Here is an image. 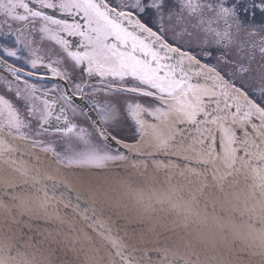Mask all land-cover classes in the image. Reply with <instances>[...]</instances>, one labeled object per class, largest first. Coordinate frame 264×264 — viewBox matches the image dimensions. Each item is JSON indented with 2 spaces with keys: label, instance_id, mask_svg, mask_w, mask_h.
<instances>
[{
  "label": "snow or ice",
  "instance_id": "1",
  "mask_svg": "<svg viewBox=\"0 0 264 264\" xmlns=\"http://www.w3.org/2000/svg\"><path fill=\"white\" fill-rule=\"evenodd\" d=\"M66 37H79V48ZM0 38L11 40L0 43V69L12 77L0 76L6 227L37 214L63 224V207L84 224L66 231L65 248L84 259L56 264H144L119 222L167 212L197 235L186 253L164 249L157 264H232L215 254L217 237L229 235L264 264V0H0ZM45 40L58 47L40 55ZM38 67L64 89L31 82ZM121 97L130 98L123 108ZM124 112L133 143L119 127ZM129 163L164 172L167 186L120 195L97 178ZM51 165L63 179L44 171ZM173 176L195 186L180 195ZM206 241L214 254L201 258L196 243ZM0 264L54 262L5 234Z\"/></svg>",
  "mask_w": 264,
  "mask_h": 264
},
{
  "label": "water",
  "instance_id": "2",
  "mask_svg": "<svg viewBox=\"0 0 264 264\" xmlns=\"http://www.w3.org/2000/svg\"><path fill=\"white\" fill-rule=\"evenodd\" d=\"M37 81H45L35 76L31 77ZM81 107L85 106V102L76 101ZM23 143V142H18ZM43 156L42 153H38ZM19 155V154H15ZM25 159H27L25 157ZM49 159L50 158H46ZM48 174L56 177L57 180L63 179L64 172L57 171L55 165H51L44 169ZM5 175V166L0 163V179ZM95 175V174H91ZM102 181H106L112 188L120 195H125L129 188H147V187H166L167 177L164 172L157 173L150 165L147 172L143 169L137 170L132 168L129 164L120 165L115 168L109 169L107 172L97 177ZM193 182L195 177H189ZM171 183L176 185L179 189L180 195L187 193L189 187H194L195 184L189 185L188 180L179 176H173ZM127 199V197H126ZM105 207H108L106 204ZM204 210L203 204L200 206ZM211 205L207 209L210 211ZM113 211H116L114 208ZM68 212L67 216L64 213ZM61 216H64L65 223L61 224L60 221L53 216H43L37 214L29 220L28 217H17L20 221L18 224L9 223L6 227L5 214L0 211V238L5 234L9 235L12 242L20 241L21 246L28 252L41 250L45 256L51 253V259L56 264L60 260H71L82 262L83 254L75 255L65 248L64 241L66 239V231L72 227L76 230L84 229L82 221L77 219L76 215L70 210L63 207L60 208ZM175 217L167 212H157L151 219H144L138 222L132 219L131 223L121 220L119 223L125 225L128 230L126 239L129 246L137 251L138 258L143 257L144 264H157L160 258V253L164 249H171L178 254H184L188 250L184 245L190 240L195 239L197 235V225L193 224L191 229H184L176 227L174 224ZM59 226L62 231L57 232L56 228ZM135 229V232H133ZM205 233H209L208 228H204ZM143 233V239H139L140 234ZM31 238L29 239L28 235ZM27 241V243H24ZM242 245L239 241H235L230 235L227 242L216 239V252L224 258L230 260L232 264H257L259 257L246 255L240 251ZM196 250L201 253V258L205 255H213L210 242L196 243ZM67 252V255L64 253ZM103 255V253H101Z\"/></svg>",
  "mask_w": 264,
  "mask_h": 264
},
{
  "label": "flooded vegetation",
  "instance_id": "3",
  "mask_svg": "<svg viewBox=\"0 0 264 264\" xmlns=\"http://www.w3.org/2000/svg\"><path fill=\"white\" fill-rule=\"evenodd\" d=\"M46 11L48 12V14L55 15L56 18H58V19H66L69 23L82 22L81 18H79V17L73 18V17H69V16H64V15L60 14L59 12L53 13L51 10H46ZM260 20H261V17L257 16V22L258 23L260 22ZM66 38L71 40L74 49L79 48V45H80L79 37H71V38L66 37ZM0 43L11 44V40L10 39L4 40L3 38H0ZM37 46L41 49V51L39 53L40 55H45L49 51V49H51L53 47H58V46H55L53 44V42L48 41V40H45L42 44H39ZM24 67L26 69H28V65H24ZM36 72H37V75H35V77L41 78L45 81H37V80L32 79L31 77H29L28 79H30L31 82L36 83L39 87H41V88H52L54 85H56L59 87L60 90L64 89L65 82L63 80L56 78V77H53L51 75V73L47 72V70L45 68L38 67L36 69ZM0 76H6L8 79H12V77L7 73V71H4L2 69H0ZM49 95L57 96V95H59V93L58 92H52V93H49ZM126 100L130 101V98H125V97L120 98L119 106L121 108H123ZM76 101H81V100L79 97H77L75 100V103H76ZM82 102H84V101H82ZM61 104H63L62 101H61ZM69 116L71 117L70 112H69ZM77 122L84 123V121L82 119L78 120ZM85 126H87V125H85ZM119 127L122 131V135L124 136V138L126 139L127 142H129V143L135 142V139H136L135 127L136 126H135V123L132 120V118L130 116H128L126 112H124V114L122 115V119H121ZM89 130H91V129H89ZM45 138L56 140L60 144L64 143L63 141H60L58 134L57 135L49 134Z\"/></svg>",
  "mask_w": 264,
  "mask_h": 264
}]
</instances>
